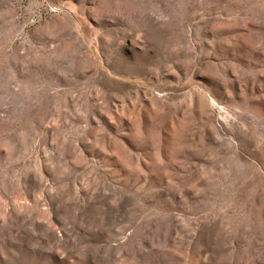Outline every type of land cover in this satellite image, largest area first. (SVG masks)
<instances>
[{"label": "rangeland", "instance_id": "rangeland-1", "mask_svg": "<svg viewBox=\"0 0 264 264\" xmlns=\"http://www.w3.org/2000/svg\"><path fill=\"white\" fill-rule=\"evenodd\" d=\"M0 264H264V0H0Z\"/></svg>", "mask_w": 264, "mask_h": 264}]
</instances>
